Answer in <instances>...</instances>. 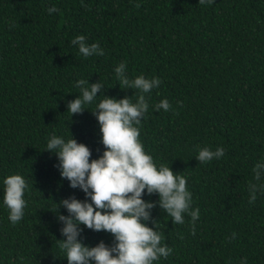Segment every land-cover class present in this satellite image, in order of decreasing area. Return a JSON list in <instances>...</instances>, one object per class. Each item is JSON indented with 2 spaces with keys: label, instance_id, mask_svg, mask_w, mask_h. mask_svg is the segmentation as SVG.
I'll list each match as a JSON object with an SVG mask.
<instances>
[{
  "label": "trees",
  "instance_id": "1",
  "mask_svg": "<svg viewBox=\"0 0 264 264\" xmlns=\"http://www.w3.org/2000/svg\"><path fill=\"white\" fill-rule=\"evenodd\" d=\"M51 6L59 11L49 15ZM81 34L105 54L80 56L70 41ZM121 62L129 78L161 79L145 94L140 140L186 177L200 209L195 233L189 216L173 224L158 203L152 209L149 226L157 221L173 249L155 264H240L245 257L264 264V195L248 202L252 168L264 156V0H0V199L9 174L30 185L19 223L0 206V264H68L58 247V216L68 213L56 204L85 194L62 180L46 138L72 133L90 147V159L103 153L95 102L72 117L67 102L79 95L80 78L103 83L96 102L101 93L134 102L135 90L114 77ZM164 98L168 112L154 107ZM204 146H223L225 156L200 163ZM81 227L87 245L113 242L110 233Z\"/></svg>",
  "mask_w": 264,
  "mask_h": 264
},
{
  "label": "clouds",
  "instance_id": "2",
  "mask_svg": "<svg viewBox=\"0 0 264 264\" xmlns=\"http://www.w3.org/2000/svg\"><path fill=\"white\" fill-rule=\"evenodd\" d=\"M83 3V0H81ZM214 3V0H199V4ZM139 7V4L136 5ZM55 6L47 8L49 15L58 12ZM84 58L103 56L104 49L99 42L89 44L85 35H77L70 41ZM114 77L122 89H134L137 94L133 102L128 96L117 99L106 96L97 101V93L104 88L103 83H89L80 78L74 82L79 95L67 102V112L82 113L87 105L95 102L93 115L101 133L103 153L92 158V150L83 142L71 136L53 134L46 138L45 149L58 158L55 167L62 180H67L73 189L85 194L83 200L74 195L63 198L62 205L68 215L60 214L63 222L60 229L63 239L58 247L68 264H155L172 255L173 249L163 243V235L149 226L152 209L159 207L171 217L173 224H184L189 216L192 231L200 216L199 207L193 208V195L187 187V179L176 173L165 163L158 162L145 150L140 140V125L149 110L145 94L158 89L162 83L158 76L146 78L143 74L129 78L126 62L114 68ZM156 110L168 112L172 109L167 98L155 104ZM225 148L217 146L199 147L196 159L209 163L225 156ZM3 195L0 206L6 208L7 219L12 225L25 216L28 201L25 198L30 185L24 175L13 173L2 179ZM146 190V192H145ZM248 202L253 204L259 195H264V156L252 168V179L248 182ZM158 194V201L145 200L144 196ZM81 225L96 232L104 231L113 237L111 245L101 240L95 246L83 242ZM232 233V239L236 238ZM240 264H248L242 258Z\"/></svg>",
  "mask_w": 264,
  "mask_h": 264
}]
</instances>
